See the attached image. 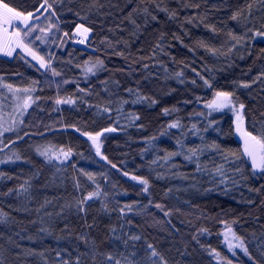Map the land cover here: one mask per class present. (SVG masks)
<instances>
[{
  "label": "trees",
  "instance_id": "trees-1",
  "mask_svg": "<svg viewBox=\"0 0 264 264\" xmlns=\"http://www.w3.org/2000/svg\"><path fill=\"white\" fill-rule=\"evenodd\" d=\"M0 2L48 62L0 55L3 112L32 97L1 135L0 264H264V170L206 107L231 93L264 138V0Z\"/></svg>",
  "mask_w": 264,
  "mask_h": 264
},
{
  "label": "snow or ice",
  "instance_id": "snow-or-ice-1",
  "mask_svg": "<svg viewBox=\"0 0 264 264\" xmlns=\"http://www.w3.org/2000/svg\"><path fill=\"white\" fill-rule=\"evenodd\" d=\"M0 8L3 9V11L0 12V32H3L7 35L8 28L12 27L15 24V22L22 23L24 26V29L27 30L23 33V35L21 34V31H15L11 33V36L14 37V39H9L7 41L0 42V52H2L6 56H11L13 52L16 50V48H20L23 51L27 52L29 55H31L33 59L38 60L40 62L41 67H45L44 58L37 56L36 53L33 52L32 49L27 44L24 43V37L27 36L28 32H31L34 30V28L30 27L29 25L30 20L33 18V13H28L27 15H24L23 13L10 8L7 4H0ZM235 18L236 17L233 16V19ZM16 26H18V24ZM81 28H83L82 25L78 26L77 31L79 32ZM41 31H43V29H41ZM89 31H90L89 29L83 28L84 33H87ZM65 35H67V33H65ZM37 39H40V37H37ZM89 71H91V69H89ZM53 74L58 75L59 73L54 72ZM8 87L11 88L10 85ZM23 91L28 92L29 90L24 89ZM217 97H222L223 101L221 103L216 104L215 105L216 107H223L225 104L231 102L230 100L231 93H226V92L217 93ZM31 100H32V97L27 96L24 100L23 107L27 108ZM56 103L57 104L73 103V101L57 100ZM209 106L211 107L212 105H209ZM243 107L244 105L241 104L240 108L243 109ZM167 112L168 110L165 109V113ZM169 127L175 128V127H178V124L173 123L169 125ZM10 130L11 129H4V131H10ZM105 131H115V129L110 128V129H105ZM237 131H240L244 138V150L243 151H244V154H246L248 157L251 158L252 167L260 168L264 170V138H258L257 136L252 135V133L250 132L242 131L239 128V126L237 128ZM0 135H2V133H0ZM88 135H89V138L92 140L93 144L96 145L97 154H100V147L98 144V140H99L100 135H102V133H97L95 136H92L91 134H88ZM214 147H218V146L214 145ZM192 153L193 155H195V150H192ZM42 154H46V153H42ZM188 158L190 159L191 157H188ZM113 167H115V165H113ZM141 183L145 185V191H147L148 181L142 180ZM89 198H91V195ZM134 239H138V237H134ZM153 255H155V252L153 253Z\"/></svg>",
  "mask_w": 264,
  "mask_h": 264
},
{
  "label": "rangeland",
  "instance_id": "rangeland-1",
  "mask_svg": "<svg viewBox=\"0 0 264 264\" xmlns=\"http://www.w3.org/2000/svg\"><path fill=\"white\" fill-rule=\"evenodd\" d=\"M0 4H3V3L0 2ZM2 11H3V9L0 8V12H2ZM24 15H27V14H24ZM36 19H38V18L37 17L32 18L29 22V25H31V23L33 21H35ZM17 24H18V26H16ZM78 26H75L76 28H75L73 34L78 36V37H81V41H83V42H79L77 44H79L80 47L86 46L87 42L89 40L90 31L87 33H84L83 28H86V27L83 26V28H81L80 31L78 32L77 31ZM15 31H21V34L23 35V33L26 31V29H24V26L22 23L15 22V24L12 27L8 28V34L7 35L3 32H0V42L7 41L9 39H14V37L11 36V33L15 32ZM260 38L264 40V35L260 36ZM24 43L27 44L32 49V51L36 53L37 56L44 58L45 67H41L40 62L38 60L33 59V57L31 55H29L27 52L23 51L20 48H16V50L13 52V54L11 56H6L2 52H0V55L5 57V58L10 59V58H13L16 53L19 52L21 54V56L29 59L32 63H34L35 65H37L41 69H45L48 66L47 59L39 52V50H37L34 46H32V44L30 42H28V39L26 38V36L24 37ZM9 92L11 94V98L13 97V103L14 104L12 107H10L9 113L3 112L5 110L9 109L8 108L9 104L8 103L0 104V133L9 132V131H4V129H9V128L14 127L16 122H18L19 119L21 118L22 112L24 110L23 104H24L25 99L23 97H21V95H19L18 92L14 91V90H10ZM230 100H231V102L225 104L223 107H216L215 106L216 104L221 103L223 101L222 97H217V95H216L215 98L209 104H207L206 107L210 113L227 111L232 115L233 120H234L233 123L235 126V133H234L235 137L241 141L242 148L244 150V138H243L241 132L237 131L238 126L242 131H244V129H243L244 128V123H243L244 119L242 117V112H240L241 108H240L239 104H236L235 102H233L231 97H230ZM209 105H212V106L210 107ZM238 117H239V119H238ZM90 141L93 144L91 139H90ZM3 142L4 141L0 135V145H2ZM93 145L96 147L95 144H93ZM248 159L252 165L251 158L248 157ZM261 170L262 169H260V168H253V171H255V172H259ZM222 236H223L225 243L227 244V247H228L227 249H229V251H231V252L232 251H241V252L244 251L245 252L244 246H242V243L240 242V240L238 238H236V236L233 234V232L230 229H225L222 233Z\"/></svg>",
  "mask_w": 264,
  "mask_h": 264
},
{
  "label": "built area",
  "instance_id": "built-area-1",
  "mask_svg": "<svg viewBox=\"0 0 264 264\" xmlns=\"http://www.w3.org/2000/svg\"><path fill=\"white\" fill-rule=\"evenodd\" d=\"M75 41L78 42V41H80V39L79 38H75Z\"/></svg>",
  "mask_w": 264,
  "mask_h": 264
}]
</instances>
